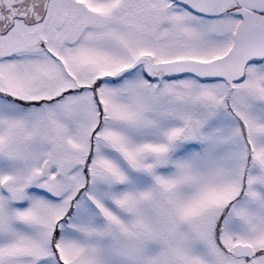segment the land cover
Segmentation results:
<instances>
[{
    "label": "snow or ice",
    "instance_id": "1",
    "mask_svg": "<svg viewBox=\"0 0 264 264\" xmlns=\"http://www.w3.org/2000/svg\"><path fill=\"white\" fill-rule=\"evenodd\" d=\"M0 264H264V0H0Z\"/></svg>",
    "mask_w": 264,
    "mask_h": 264
}]
</instances>
